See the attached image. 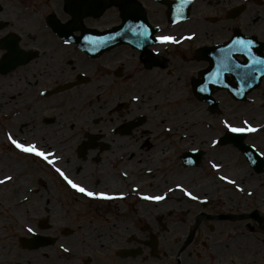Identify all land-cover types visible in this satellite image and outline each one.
<instances>
[{
	"label": "flooded vegetation",
	"instance_id": "flooded-vegetation-1",
	"mask_svg": "<svg viewBox=\"0 0 264 264\" xmlns=\"http://www.w3.org/2000/svg\"><path fill=\"white\" fill-rule=\"evenodd\" d=\"M249 1L189 0L188 3L183 4L181 14L177 12L181 0H0V58L11 52L9 47L3 46L5 42L14 45L20 53L13 55L15 66L12 70L0 72L1 160L7 161L10 167L13 166L12 169L20 164L25 168L29 165V173L37 182L35 185H32L30 178L22 177L24 169L18 168L16 172L25 182L29 181L27 184L30 187L32 186V193L34 192L32 200L38 201L40 196L49 198L47 204L42 205L47 214L28 221V224L32 223L36 227L37 235L49 236L46 242L32 249H26L20 245L22 238L20 237L18 241L20 250L28 251L29 256L24 259L19 257L20 255L18 258L14 257L17 253L14 242V245L8 244L4 249H2L4 246L0 247V264H264V155H261L264 153V77L245 100L233 98L220 83L208 84L210 91L207 93L198 91L212 66L215 49L228 43L236 33L256 35L264 42V30H259L258 33L245 30L246 19L253 21L257 19V16L248 17L252 12L247 5ZM251 1L259 4L263 2V0ZM248 10L251 11L249 14ZM181 16L186 18H175ZM125 18L126 25L143 22L151 30L156 31L154 35L172 34L180 40L195 33L196 38L183 40L176 45L153 44L145 49L137 48L131 40L129 43L92 56L82 50L78 43L65 44L66 38L56 32L59 28L64 29L65 32L73 29V35L77 37L83 36L84 31L95 32L98 36L100 33L121 26ZM263 23L262 21L261 24ZM259 52L264 54V49H260ZM239 59L243 61L244 57L240 56ZM155 68L158 69L160 80L171 78L175 85L179 84L178 82H185V88L196 101L197 107L205 108L209 112H221L233 107L244 110L246 104L251 103L249 105H252L254 120L261 128V131L252 135L248 133L244 138V144L254 150L255 164L249 159L248 149L233 144H228L230 148L226 149L227 156L234 155L237 160L241 159L240 169H243L244 173L247 172L246 174L250 176L247 178L252 179V184L249 187L240 184L244 189L239 191L242 196L240 198L233 195L234 198H229L228 209L217 210L210 201L206 202V206L202 201L203 209L194 214L189 246L196 242L208 245V238L211 235L215 238L219 233L221 235L225 233V240L222 238L223 241L215 242L211 245L213 248H207L209 245L201 249L189 246L159 247V240L153 232L155 228H151L149 223L152 222L150 220L154 223H163L165 215L158 218L149 213L148 204L141 197V190L128 191L124 199L110 202L89 200L71 191H67L65 196L68 199L52 200L49 193L53 184L45 182L48 181V174L53 177L58 173H55L54 169L41 158L15 149L7 138V134L11 132L15 138L21 140L26 138L31 142L40 141L47 144L49 138L53 137L52 139H57V142H62L63 148L67 146L68 153L74 148L73 153L76 156L72 154L71 163L59 162L58 165L73 177L84 183L88 182L83 174H80L85 170L84 166L91 164L90 172H94L100 165L115 167L118 164L117 161L110 160L118 152L117 143H112L116 137L125 138L129 146L141 143L151 147L156 140L162 138L163 134L157 135L160 127L150 119V114L148 117L152 122L148 123L147 114L140 113L120 120L119 125H122L139 115L144 116L141 124L128 134L112 136L111 133H119V126L111 130L109 121L106 120L98 121L102 122L100 126L91 124L89 129L94 131H87L84 125H78L72 136H65L62 134V129L64 119L69 113L67 106L70 97L84 88L112 92L119 79L131 80L133 90L146 91L147 74ZM81 74L89 77L87 83L78 84L73 88L66 87L71 82H75ZM226 81L236 83L232 76L225 77ZM180 91L182 89L179 84ZM199 96L209 98L204 100ZM210 96L217 99V105L210 100ZM11 97L12 99L8 100ZM195 116L189 130L193 142L196 143L201 137L197 134V129H194ZM148 124L150 126L155 124L156 128L151 129L147 127ZM133 132H136L135 136H132ZM131 137H134L135 141H131ZM81 143H87L90 147L84 154L78 149ZM204 143L210 142L204 141L202 144ZM104 149L110 151L107 152L108 157L103 160L101 159L103 156L98 157V155ZM197 149L203 152L200 164H204L209 155V146ZM57 155L62 156L60 151ZM178 155L180 156V153ZM14 159H18V162L13 163ZM75 166L80 168L76 175L70 170L71 167L76 168ZM142 176L147 177L146 174L136 173L133 179L141 185ZM59 180L61 186H67L60 176ZM96 180L98 178L92 181L93 186H97ZM38 185L44 189L40 196L37 194ZM234 190L238 192L236 188ZM73 204L77 208L66 212L72 215V219L68 221H79L77 226L83 237H80L79 231H74L71 227L62 229L63 237H60L59 228L54 227L55 223L50 220L54 218V207L65 208ZM97 206L109 207V215L114 207L113 213L116 215L114 232L100 225L99 220L104 218L101 214L91 216L90 211L80 208L88 210ZM220 215L230 218L217 219ZM84 218L94 223L80 224ZM167 219L169 222L176 221L170 216ZM211 221H218L220 224L216 226L209 224ZM135 224L142 225L135 226ZM241 225H246L251 236L254 231L257 232L256 246H245L241 243L244 238L239 231ZM230 230L233 232L231 236ZM201 233L205 239L198 240ZM37 235L29 233L23 237L34 238ZM71 236L73 240H68ZM239 236L242 241L238 240ZM50 238H52L51 242ZM9 246L11 248L6 249Z\"/></svg>",
	"mask_w": 264,
	"mask_h": 264
},
{
	"label": "bare ground",
	"instance_id": "bare-ground-1",
	"mask_svg": "<svg viewBox=\"0 0 264 264\" xmlns=\"http://www.w3.org/2000/svg\"><path fill=\"white\" fill-rule=\"evenodd\" d=\"M256 14L252 13L248 15V17L251 16L253 18L256 16ZM262 18L263 17L261 16V19ZM157 72L158 69L155 68L150 70V72L147 74L149 80L146 82L147 90L146 94H144L146 98H143V104L145 106L147 105L149 108L151 106L152 108L154 107V111L150 112V119L155 120L159 124V133H157L158 131L156 133L157 135L163 134L162 138L159 140L155 139L156 141L153 143V145L151 147H147L141 143L136 144L135 146H129L125 138L116 137L112 143H117L118 152L110 159L111 161L118 162V164L114 167L115 172H112L107 164H103L100 165L98 170L94 172H90L91 170L87 169V166H84L85 170L80 174H83L85 180L88 181L85 182L86 185L94 189L108 191L113 194L123 193V196H125L128 191L141 190V197L144 195L153 194L166 195L167 198L160 202L148 201L142 198L148 204L147 210L149 213L160 218L165 214V212L169 211L168 213H170V211L172 212L173 209H177L179 213H186L189 210V202L192 199L185 195V193L179 188H177L178 184L183 185V187L187 188L188 191L193 192L194 195H198L201 198V196H206V194L203 192V187H206L205 184L207 183L209 177H203L200 180L195 181L193 180V174L195 173L193 168H185L186 170H182L177 167L178 164L176 163L173 164L172 168L164 166L165 163H168V159L170 157L171 141L178 143L177 135L179 133L183 137L180 143V146L183 149H187L195 145L191 137L186 133L187 129L194 122L196 108L193 104H188L190 100L188 95L178 94L173 90L163 93L165 95L164 101L174 103L176 100H182V102L183 100H186L188 103L183 104L178 112H176L175 109H171L169 112L159 110V93H161V91L163 92L167 85H172L175 82L171 78H163L160 80ZM91 96V92L85 91L83 93H76L70 97L67 106L69 113L64 119L65 123L62 129L63 135L72 136L74 134L75 128H77L78 125H84L88 129L87 131H94L93 129H89L91 127L90 118H94L96 113L97 115L100 114L103 116L104 114H108L115 117L107 119V121H109L108 125L111 127V130L119 126L120 119H128L142 113L141 109L134 107L130 109L126 108L124 111H122V114L116 115L114 113L115 106L119 100L122 98L124 99V97L128 99L132 98L129 93L124 94L123 97L118 95L116 101H105L103 105H97L95 108H92L91 105L85 112L83 111L84 104L82 103V100L85 99L86 101L91 98ZM10 99H12V97L8 98V100ZM143 111L146 110L143 108ZM197 114L199 115L200 113H196V115ZM169 128L171 129V132L167 131ZM167 137L171 138V140H168ZM33 142L38 144L42 143L40 141ZM46 145H48L50 149L55 151L57 154L59 151L61 154L67 151V146H64L63 148L61 141L53 143L49 142ZM60 149L63 150L61 151ZM226 152V149H222L217 152V156L215 157L214 161L215 163L222 164V167L219 171L214 169L215 174L218 176V180L216 179L214 185L218 187L220 185L221 189H223L224 186L229 183L220 180L219 177L221 175H225L224 170L227 168L228 164L232 165V163H234L233 160L227 159L228 156L226 155ZM2 164L8 165V162L3 160ZM1 167L2 166L0 165V168ZM236 168L237 167H230V169L233 170V177L230 178H234L236 180V185L234 186L238 191H240L239 189L241 188V185L239 184L238 177L240 171L242 172L243 169L241 170L240 168ZM124 173H127V176H125ZM136 173L140 175H147L146 178L142 176L140 181L141 185L135 182L133 179V175ZM4 175L8 174L1 175L0 170V178H3ZM95 178H98V180H96L98 183L97 186H93L92 181ZM16 181L17 182L16 184L14 183V185H10V183L6 185H0V225L3 227L9 226L13 221H16L22 226H26L24 219H34L38 216L47 214L46 210L42 208V205L47 204L49 198L45 196L41 197L39 195L40 199L38 198V201H36V199L32 200L30 196L33 191L32 186L30 187L21 177L17 178ZM64 183L66 184V182ZM200 186L201 190L199 189ZM169 189H172V191H169ZM37 194H39V192ZM25 195L28 196L27 200L24 199ZM5 200L7 202H5ZM109 210V207L103 208L97 206L96 208H89L87 212L90 211L89 214L91 216H98L100 215L98 212H101L102 216L107 217L109 215ZM175 224L178 225L180 223L177 222Z\"/></svg>",
	"mask_w": 264,
	"mask_h": 264
},
{
	"label": "rangeland",
	"instance_id": "rangeland-1",
	"mask_svg": "<svg viewBox=\"0 0 264 264\" xmlns=\"http://www.w3.org/2000/svg\"><path fill=\"white\" fill-rule=\"evenodd\" d=\"M247 5H248L249 9H251L252 13L256 14V12H257V14H256L257 17L256 16L255 17L258 19V21H257V19H256V21H253L252 19H246L245 24H244L245 30H247L248 32L256 31L255 33H258L259 30H264V23L261 24L262 21L264 22V16H263L264 15V0L261 4L256 3V2H252L250 0ZM251 11L248 10V14ZM261 16L263 17L262 19H261ZM246 18H247V16H246ZM241 22L243 23V20H241ZM183 26H181V28H183ZM261 38H263V37H261ZM148 80L149 79L147 78V81ZM130 82H131V80L130 81H123V80L119 79L115 83V89L112 92L99 91V90H95V89L90 90L88 88H84L82 90H79L78 93H83L85 91H88V92H91V94H92L91 98H89L88 100H86V101H85V99L82 100L83 101L82 103L84 104L83 111L86 112L87 109L91 105H92V108H95V107H97V105L98 106L103 105L105 103V101H110V102L116 101L118 95H121V97H123L124 94L129 93L131 95V97H133L134 95H140L142 98L141 101L137 102V101H134L132 98L128 99V98L124 97V99L122 98L121 100H119L117 102V105L115 106V109H114V113L116 115L122 114V111H124L126 109V108H122L123 106L124 107L127 106V108H133L134 107V108L141 109L142 113L147 114V116L146 115L145 116L148 118V123L152 122V121H150L148 114H150L151 111H154V109H153L154 107L152 108V106H151L149 108L147 105L145 106L143 104V98H146L144 95V94H146V91L142 90L143 91L142 92L140 89L137 91L133 90L131 88L132 86H131ZM178 83L180 84L182 91L179 92V84L175 85V83H174L173 85H167L164 88L163 92L161 91V93H159V96H158V99H159L158 100V108H160L159 110H164V111L169 112V110L175 109V111L178 112V110L181 109V106L183 104H186V100L185 101L183 100V102H182V100H178V101L176 100V101H174V103L164 101L165 95L163 93H165L167 91H173V90L175 91V89H176L178 94L188 95L189 90L185 88L186 83L185 82H178ZM174 87H175V89H174ZM124 100H126V101H124ZM150 100H152V99H150ZM190 100H191V102L194 103L195 107L197 108L198 105L196 104V101L194 100V98L192 97L191 94H190ZM190 100H189L188 104H191ZM119 104H122L123 106L119 107L118 106ZM249 104H251V103L246 104L247 107L244 110L237 109L236 107H233L229 110H225L224 112L221 111V113L218 112V113H215L213 115L208 114L206 112L205 108H202L204 110H199V108H197L198 109L197 111H201L202 114H201L200 118H198V116H195L196 123L194 125L195 126L194 129H197V134L201 138L198 139V143H196V145L194 147H203V146L208 147L209 146V150H210L209 155H208V158L204 164H200L198 167L194 168V167H190V166H185L182 163V161L180 160L181 155L179 156L178 153H180V151H181V153H183L184 151H187L191 147L192 148H194V147L191 146L187 149H183L180 146L181 140L183 138L180 133L177 135V140L179 141V138H180V143L178 144V143L174 142L173 144H171L172 148H171L170 157L168 159V163L164 164L165 167H171L172 168L173 164L176 163V164H178L177 167L179 169H182V170H186L185 168H189V169L193 168L195 170L194 171L195 173L193 174V180H195V181L200 180L203 177H209V179H208L207 183L205 184L206 187H203L204 188L203 192L206 194V196L205 197L201 196V198L199 197L198 200H191L189 202V210L186 213H179L177 211V209H173L172 212L170 211V213H168L169 211L165 212V214H164L165 216H164L163 221H162L163 223H154L153 220H150L152 222L149 223V225L151 226V228H153V227L155 228L153 232L157 235V238L159 240V247H161V248H175L177 246L181 247L185 243V241L188 239L190 232H191L192 219L195 216L194 214L197 213V211H200L201 209H203L202 204H201V201H203V199L210 201V203L213 204L217 210H226L229 208L227 206L228 205L227 201L229 198H234L233 195L241 198L242 195L239 194V191L237 192L234 190V188H235L234 185L226 184L223 189H221L220 185H219V187L214 185V183L216 182V179L218 180V176L215 174V170L211 167L210 162H214L215 157L217 156V152H219L220 150L225 149V148L223 146L218 145V144L215 147H213L211 141L213 140V138L215 139V137L220 134L221 128H222L220 121H222L224 118H225V120L227 118V120L229 122H235V123H239L243 119L249 118L248 120L250 122L257 124L256 121L254 120L255 119L254 112L251 111L252 105H249ZM143 108L146 111H143ZM89 115H90V113H89ZM99 115L100 114L97 115V113H96V116H94V118L97 117L96 119L90 118V123L95 124V126H97V125L100 126V123H102V122H98V121H106L107 119H111L112 117H114L112 115L107 116V114H104L103 116L102 115L99 116ZM124 119H126V118H122L120 120H124ZM154 123L159 125L155 120H154ZM206 123L208 126H206ZM155 124H153L152 126H150L149 124H148V126L147 125H145V126L151 128V129H155L156 128ZM191 127H193V126H191ZM142 128L143 127H141V129ZM222 133H223V131L221 132V134ZM111 135L112 136H120L121 134L111 133ZM135 135H136V132H133L132 136H135ZM82 137H83V135H82ZM52 138L53 137H50L48 140L50 143L57 142V139H52ZM131 141H135L134 137H131ZM204 141H208L210 143L209 144H205V143L202 144ZM60 150L62 151L63 149H60ZM74 151L75 150L73 148L71 153H68L67 151L63 152L61 154L62 160L60 162L65 163V164H70L71 163V156H72V154H74L73 153ZM108 151H110V150L104 149V151L101 152L98 155V157L103 156L101 159L104 160V158L108 157V155H107ZM1 154H2V149L0 147V165L2 166L0 168L1 175L2 174H8V175L13 176L14 181L9 182L10 185H14V183L16 184V182H17L16 179L21 177V176H18V172H16L18 168L24 169V171L22 172V174H23L22 177L24 178V176H25L27 178H30L32 185H35L36 179L34 178L33 175H31L29 173L30 172L29 165H28V168H25L23 164H20L18 166L16 165L12 169L13 166L10 167V165L5 166L2 164ZM227 159L233 160L234 163L231 162L232 165L228 164L227 168H225V170H224V173H225V175H228L229 177H233V170H231L230 167L231 168L237 167L236 169H239L241 159L237 160L234 155H229L227 157ZM103 160H100V161H103ZM8 161H10V160H8ZM14 161L15 162H13V163H16V162H18V159H14ZM20 163H22V162H20ZM65 164H63V165H65ZM80 165H82V164L80 163ZM87 168L92 170V165L88 164ZM110 169L112 170V172H115L114 167L110 166ZM70 170L74 173V175H76V173L80 171V168L79 167H76V168L71 167ZM58 175L54 174L53 177H51V174H48L47 179L49 182L48 181L45 182L48 184H51V183L53 184L52 185V191H51V193H49V195H51L52 200H56V201L68 199V197L67 198L65 197V196H67V191H71V192L76 193L74 190H72L68 186H61L60 185L61 181L59 180ZM247 177H250V176L247 174L245 175V173L243 171L242 172L240 171L239 177H238L239 184H242L243 186L245 184L247 187H249L252 184L251 183L252 179L247 178ZM244 180H245V182L249 183V185L247 183L243 182ZM26 182L29 183V181H26ZM38 189H39V191H38ZM199 189L201 190V186L199 187ZM42 191H44V189L42 187H39V185H38L37 186V192H39V195L41 193H43ZM33 194H34V192L32 194H30L31 198L34 197ZM5 202H7V201L5 200ZM55 206H56V204H55ZM112 206H114V205L112 204ZM100 207H102V206H100ZM74 208H77V207H74V204L73 205H67V206H65V208L59 207V206L54 207V218H50V220L55 223L54 227L59 228L58 233H59L60 237H63L62 229L66 228V227H71L72 229H74V231H79L81 233V231L78 229V226H77V224H79V221H74V222L68 221V219H72V217H71L72 215L67 214L66 212L68 210H72ZM80 208H82V210H84V211H87L83 207H80ZM120 208H122V207H119V209ZM232 208H234V207H232ZM113 212H114V207H113ZM113 212H110V215H108L109 219L106 218V216H103L104 218L99 220L100 225L104 228L110 229V232H114L116 230V222H115L116 215ZM98 214H102V213L99 212ZM68 215H70V216L68 217ZM168 216L175 218L176 221L169 222L167 219ZM30 219L31 218L24 219V222L26 223V225L28 224V220H30ZM165 219H166V223L164 222ZM177 222H179L180 224L176 225L175 223H177ZM90 223H94V222H91L90 220H86L84 218V220L80 224H90ZM134 223H133V225H134ZM218 223L220 224V222H218V221H214V222L211 221L209 224L216 226ZM221 223H223V222H221ZM121 224H123V222ZM225 224H227V223H225ZM141 225L135 224V226H141ZM166 225H167V228H166ZM207 230L210 232L209 228ZM71 231H73V230H71ZM239 231H240V234H242V237H244L243 242H241L243 245H245V246H248V245L256 246L257 241L255 240V238L258 236L256 234L257 232L254 231L253 236H251V232L246 227V225L239 227ZM220 232H222V231H220ZM27 234H29V233L26 231V226H22V225L18 224L16 221H13L9 226H6V227H3L2 225H0V247L4 246L2 248V249H4L6 246H8V244L14 245V242H15L16 244L14 246L17 249V253H15L14 257L18 258V256L20 255L19 257L24 259L25 257L29 256V252L25 251V250H20L21 247L18 245V241H19L20 237L27 236ZM231 234H233V232L230 230L229 235L231 236ZM202 235H203V233H201L199 235L198 240L205 239V237ZM80 237H83L82 233H81ZM225 237H226L225 233H223L222 235H221V233L216 235L215 238H217V239L214 238V235H211V237L208 238V245L209 246L200 244L199 242H196L192 246H189V247H200L199 249H201L202 247L208 246L207 248H213L211 245L215 244V242L223 241V240H221L222 238L225 240ZM72 238L73 237L71 236L68 238V240H73ZM241 239L242 238H240V236H239L238 240L242 241ZM257 245H259V244H257ZM10 248H11V246L7 247L6 249H10ZM218 248H221V247L218 246ZM213 257H217V256H213Z\"/></svg>",
	"mask_w": 264,
	"mask_h": 264
},
{
	"label": "snow or ice",
	"instance_id": "snow-or-ice-1",
	"mask_svg": "<svg viewBox=\"0 0 264 264\" xmlns=\"http://www.w3.org/2000/svg\"><path fill=\"white\" fill-rule=\"evenodd\" d=\"M189 0H181V5L177 9L178 13L183 12V4L188 3ZM178 22V21H177ZM116 35L118 36H130L132 42L135 43L136 47L139 49H144L150 45H176L182 43L183 40H194L196 34L192 33L191 35L184 36L182 39L178 40L175 35L172 34H161L154 35L152 30L145 25L143 22L132 24L129 23L123 32H119ZM115 37H92L84 36L83 39L90 45L95 47H100L108 44V42ZM65 44H71L72 41L69 39L64 40ZM4 47H9L11 49L12 55H20L16 50L15 46L5 42ZM255 47V42L252 39H245L243 37H236L232 39L228 44L218 47L215 49V54L213 55V63L209 68L207 74L205 75L204 81L201 82V85L198 89L201 93H207L210 91L208 84H223L225 87L229 85L225 82V77L232 76L236 84L240 87V92H237V95L241 94L246 87H251L252 83L258 79V74L264 75V57L256 54L253 49ZM158 55V53H157ZM240 56L244 57V60L239 59ZM44 95V93H41ZM134 101H141L140 95H134L132 97ZM222 130L224 132V137L226 139L239 140L241 138H246L248 133H256L261 131L260 127L253 126V123H250L247 119L240 121L239 123L229 122L228 120L220 121ZM167 131L171 132L169 128ZM7 138L10 143L22 153L32 155L34 157L41 158L46 164L50 165L56 173L66 182L67 186L74 190L80 196L88 198L89 200H102V201H112L116 199H123V193L113 194L108 191H102L94 189L84 183V181L79 180L73 177L68 171L59 167L58 164L61 160V157L57 153L50 149V147L43 143H35L27 140L26 138L21 140L20 138H14L13 134L9 132ZM222 141L220 139H213L211 141L212 146L215 147L217 144H220ZM192 151H199L197 148H193ZM261 155H264L262 153ZM189 163H194V161H189ZM252 163H255L253 160ZM211 167L217 171L220 170L222 164L210 162ZM127 176V173H124ZM220 180L225 181L229 184L236 185V180L230 178L228 175H221ZM14 178L12 175H4L3 178H0V185H6L9 182H13ZM181 191L185 193L192 200H198L199 196L194 195L193 192L188 191L187 188L183 185H177ZM244 191L243 188L239 189ZM172 191V189H169ZM251 195V193H249ZM144 200L160 202L165 200L166 195H144L142 197ZM24 199L27 200L28 196L25 195ZM26 231L32 235H37L36 227L29 223L26 225ZM68 251V249H64Z\"/></svg>",
	"mask_w": 264,
	"mask_h": 264
},
{
	"label": "water",
	"instance_id": "water-1",
	"mask_svg": "<svg viewBox=\"0 0 264 264\" xmlns=\"http://www.w3.org/2000/svg\"><path fill=\"white\" fill-rule=\"evenodd\" d=\"M120 42V41H119ZM113 43H116V42H113ZM3 65L0 64V67H2Z\"/></svg>",
	"mask_w": 264,
	"mask_h": 264
}]
</instances>
